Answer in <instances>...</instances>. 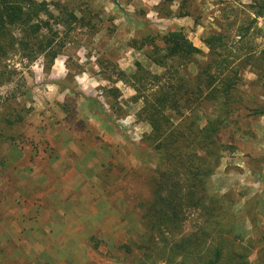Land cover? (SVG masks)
I'll return each mask as SVG.
<instances>
[{"label":"rangeland","instance_id":"374dc122","mask_svg":"<svg viewBox=\"0 0 264 264\" xmlns=\"http://www.w3.org/2000/svg\"><path fill=\"white\" fill-rule=\"evenodd\" d=\"M37 1L54 15L57 3L83 21L67 33L51 21L64 44L51 66L43 56L20 54L0 63L10 72L0 86V119L10 120H0V264H151L139 246L147 243L142 204L151 197L157 156L143 139L150 126L139 113L156 82L133 76L140 65L162 79L163 68L150 61L148 48L130 42L181 29L206 53L203 38L223 32L234 50L236 34L254 18L249 5L264 0H189L184 17L176 16L180 0L169 6L171 15L157 9L160 0ZM249 39L256 51L264 48V16ZM187 68L197 71L195 63ZM238 89L239 130L230 123L221 132L233 148L223 153L211 189L233 195L241 237L235 244L256 264L264 245V115L251 113L264 112V76L246 69ZM212 109L195 111L199 126ZM195 223L189 214L184 230Z\"/></svg>","mask_w":264,"mask_h":264},{"label":"trees","instance_id":"16d2710c","mask_svg":"<svg viewBox=\"0 0 264 264\" xmlns=\"http://www.w3.org/2000/svg\"><path fill=\"white\" fill-rule=\"evenodd\" d=\"M173 1L160 0L157 9L164 8L171 15ZM188 1L180 0L177 17L190 15ZM49 5L37 0H0V63L20 54L29 60L43 56L48 67L52 65L64 44L55 39L51 21L64 26L67 33L73 23L83 19L57 3L53 5L58 15H54ZM249 8L254 18L236 34L239 39L234 50L223 32H211L203 38L206 53L192 45L181 29L146 33L130 42L135 49L148 48L147 57L163 68L162 79L140 65L133 76L138 82L147 78L156 82L150 94L143 96L139 113L150 126L143 139L157 156L150 179L151 197L142 204L148 244L144 239L139 246L147 250L151 264L156 260L166 264H249V250L235 244L241 237L235 234L233 195L211 189V178L223 153L233 148L221 140V132L230 123L234 131L239 130L236 121L244 98L238 88L243 73L250 69L258 80L264 76V48L256 51L249 41L255 20L264 16V4L255 2ZM197 56L205 59L198 63ZM190 63L196 64L194 75L187 68ZM9 77L10 72L0 68V86ZM210 106L211 116L199 126L195 111ZM251 114L264 112L253 110ZM0 120L10 122L4 117ZM189 214H195L196 223L186 232ZM257 255L256 264H264V245Z\"/></svg>","mask_w":264,"mask_h":264}]
</instances>
